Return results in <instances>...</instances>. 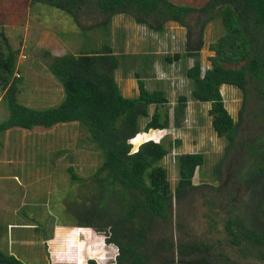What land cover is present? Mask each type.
<instances>
[{"label":"trees","instance_id":"1","mask_svg":"<svg viewBox=\"0 0 264 264\" xmlns=\"http://www.w3.org/2000/svg\"><path fill=\"white\" fill-rule=\"evenodd\" d=\"M29 2L59 10L83 33L84 18L95 19L94 27L106 29L114 16L123 14L154 34H161L167 23L174 22L190 35L188 20L195 18L196 42L188 39L185 46V58L194 61L185 77L191 83L192 99L210 103L213 131L226 140L225 156L213 171L217 187L204 184L199 190L201 186L194 185L193 178L205 161L203 153L194 152L177 155L178 181L172 191L161 162L180 141L173 144L165 143L164 137L156 139L159 132L181 126L186 96L178 98L171 115L166 92L145 86L143 77H150L153 69L141 74L150 65L138 68L134 64L138 95L124 97L115 79L124 61L105 43L99 50L77 55L46 53L47 72L61 85L63 99L55 107H27L17 100L19 49L1 31L0 92L8 114L0 122V134L11 129L49 130L77 122L102 156L91 179L90 202L82 201L73 217L80 228L77 233H82L81 228L104 233L105 243L114 245L117 254L105 259L106 263L91 259L87 264H264V0H207L200 7L170 0ZM216 20L221 22L223 35L210 44L214 56L209 58L210 68L203 71L199 59L203 31ZM180 58L176 54L164 61L171 64ZM223 85L241 92L236 121L225 108L220 92ZM150 106H154L151 115ZM222 164H226L225 178ZM68 171L72 182L80 181ZM198 191L204 198L209 239L184 234L182 220H174L173 200L182 204ZM242 194L245 198L239 200ZM0 264L26 263L0 250Z\"/></svg>","mask_w":264,"mask_h":264},{"label":"rangeland","instance_id":"2","mask_svg":"<svg viewBox=\"0 0 264 264\" xmlns=\"http://www.w3.org/2000/svg\"><path fill=\"white\" fill-rule=\"evenodd\" d=\"M170 1L193 7L207 2ZM0 12V32L5 29V37L12 47L19 49L15 73L21 78L17 84L18 102L30 108L45 109L59 105L63 99L61 85L47 72L46 53L53 57L66 53L77 55L109 44L124 61L125 66L119 67L115 75L124 97L138 95L134 67L145 65L150 66L141 69V74L147 69L154 72L146 78L147 89L166 92L169 100L166 108L171 115L178 98L187 97L185 113L179 120L181 126L159 132L156 139L164 137L165 143L171 141L173 144L180 141L161 162L168 171L172 191L178 181L176 157L183 153L204 155V165L193 178L194 185L201 186L199 190L204 184L219 185L213 171L225 156L226 140L217 137L213 131L208 114L210 103L192 99L191 83L185 77V70L193 66L194 61V58H185V46L188 39L196 42L198 25L195 18L188 20L192 30L190 35L187 28L174 22L167 23L161 34H154L123 14L114 16L106 29L94 27L97 20L84 18L81 20L86 27L83 33L64 13L43 4L32 5L29 0H0ZM222 35L219 20L206 25L199 52L203 71L210 68L209 58L214 56L210 44ZM176 54L181 56L179 61L173 60L171 64L164 61L165 57L173 58ZM150 57L154 58L149 60ZM220 92L225 108L236 121L242 103L241 92L226 85L220 87ZM153 111L154 106H150V115ZM7 114L0 92V122ZM145 122L142 120V126ZM0 138V147L3 143L4 149L5 145L9 149L3 152L0 162V250L26 264H87L91 259L100 263L111 260L117 254V248L105 243L104 233L92 228H81L82 233H77L80 228L76 227V217H73L82 201L89 204L93 194L91 179L102 162L88 133L77 122H72L49 130L11 129L0 134ZM136 148L133 145L132 150ZM222 166L225 178L226 164ZM69 169L80 181H71ZM238 197L242 200L245 195ZM176 202L174 199V220H182L183 233L208 238L209 228L203 216L204 198L200 197L199 191L182 204ZM172 231L176 238L178 232L175 228Z\"/></svg>","mask_w":264,"mask_h":264},{"label":"crops","instance_id":"3","mask_svg":"<svg viewBox=\"0 0 264 264\" xmlns=\"http://www.w3.org/2000/svg\"><path fill=\"white\" fill-rule=\"evenodd\" d=\"M1 12H2V11H1ZM1 12H0V13H1ZM5 13H6V12L4 11L3 14L5 15ZM3 14H1V15H3ZM0 17H1V16H0ZM0 30H1V29H0ZM3 31H4V33H5V29H3ZM5 36H6V35H5ZM6 37H7V36H6ZM150 58H151V57H150ZM152 58H154V57H152ZM190 67H191V66H190ZM188 68H189V67H188ZM153 73H154V72H153ZM147 78H148V77H147ZM143 80H144V82L146 83V81H147L148 79H146V77H143ZM136 84H137V83H136ZM145 86H146V85H145ZM2 145H3V143H2ZM5 150H7L6 145H5V149H4V145L0 147V162L2 161V158H1V157L3 156V152H6ZM8 150H9V149H8ZM8 150H7V151H8ZM86 237H88V236H86ZM86 237H85V238H86Z\"/></svg>","mask_w":264,"mask_h":264}]
</instances>
